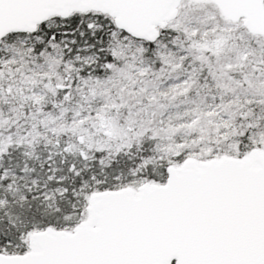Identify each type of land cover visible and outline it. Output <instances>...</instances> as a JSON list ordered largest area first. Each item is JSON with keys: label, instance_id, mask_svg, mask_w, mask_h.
I'll return each instance as SVG.
<instances>
[{"label": "snow or ice", "instance_id": "snow-or-ice-1", "mask_svg": "<svg viewBox=\"0 0 264 264\" xmlns=\"http://www.w3.org/2000/svg\"><path fill=\"white\" fill-rule=\"evenodd\" d=\"M0 264H264V0H0Z\"/></svg>", "mask_w": 264, "mask_h": 264}]
</instances>
